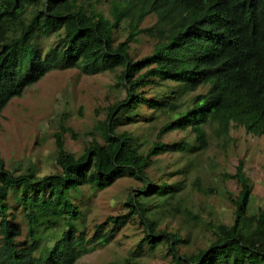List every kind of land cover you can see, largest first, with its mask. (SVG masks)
Segmentation results:
<instances>
[{"label": "trees", "instance_id": "obj_1", "mask_svg": "<svg viewBox=\"0 0 264 264\" xmlns=\"http://www.w3.org/2000/svg\"><path fill=\"white\" fill-rule=\"evenodd\" d=\"M149 18L154 23L143 27ZM122 24L127 35L117 42ZM142 34L155 44L150 55L135 60L131 45ZM53 35L58 41L45 52L40 40ZM72 69L86 76L116 73L125 98L98 123L105 143L93 140L75 155L65 148L66 128L55 134L58 174L38 178L30 169L16 176L0 151V264H76L108 245L136 216L146 228L144 241L152 248L167 243L174 264H264V209L249 214L253 188L242 161L234 175L225 174L240 186L238 196H231L234 222L213 227L209 249L180 255L181 234L158 231L147 216L151 196L162 198L181 188L149 178L155 158L207 150L212 139L207 128L223 142L238 127L264 137V0H0V116L48 73ZM142 108L171 114L146 153L134 132H119L144 117ZM175 131H190L194 143L162 141ZM124 176L148 183L140 191L143 201L129 194L128 213L96 224L90 237L81 232L77 221L84 214L70 192L104 191ZM11 197L22 205L26 236ZM61 220L63 231L44 241L41 228H55ZM123 264L138 263L127 259Z\"/></svg>", "mask_w": 264, "mask_h": 264}, {"label": "rangeland", "instance_id": "obj_2", "mask_svg": "<svg viewBox=\"0 0 264 264\" xmlns=\"http://www.w3.org/2000/svg\"><path fill=\"white\" fill-rule=\"evenodd\" d=\"M102 9L108 16L107 8ZM153 23L154 19L149 18L143 27ZM126 35L122 24L116 32L117 42L123 41ZM57 41L58 37L53 35L41 39L40 46L47 52ZM154 44L146 35H140L131 45L132 57L139 60L150 55ZM117 83L116 73L86 76L75 69L52 71L28 88L22 97L14 98L0 116V151L6 168L16 176L26 174L30 169H34L38 178L60 173L56 164L55 134L62 127L66 128L63 135L65 148L75 155L83 153L93 140L105 143L97 127L107 118L108 110L125 98V91L117 87ZM147 94L148 97L153 95L151 91ZM190 99L188 96L184 101ZM141 113L143 118L137 123H125L119 132H134L140 140V151L146 153L171 114L168 111L150 112L145 108ZM207 130L212 136L207 150L192 154L165 153L155 158L147 170L149 178L158 185L166 182L181 186L179 191L164 194L162 198L151 196L147 212V216L157 223L158 231L181 234L180 255H195L209 249L215 238L213 227L233 224L235 205L232 197L238 196L240 186L236 180L226 179L225 174L234 175L240 161L253 188L249 214L255 216L264 209V137H254L238 127L233 128L230 138L223 142L213 137L210 128ZM182 140L192 144L194 136L190 131H175L162 139L167 144ZM146 184L148 186V183L124 176L104 191L83 187L70 192V198L84 214L77 221L80 231L90 237L96 224L103 223L109 216L128 213L129 194L143 201L140 191ZM10 205L26 236L27 223L22 205L14 197L10 198ZM57 223L55 228L48 224L41 228L44 241L53 240L63 231L64 222ZM145 232V226L136 216L111 237L108 245L97 247L76 264H123L127 259L138 264H174L167 243L152 248L144 241Z\"/></svg>", "mask_w": 264, "mask_h": 264}]
</instances>
